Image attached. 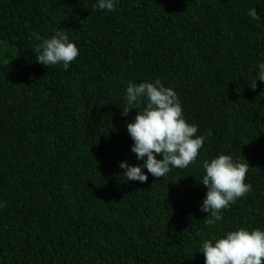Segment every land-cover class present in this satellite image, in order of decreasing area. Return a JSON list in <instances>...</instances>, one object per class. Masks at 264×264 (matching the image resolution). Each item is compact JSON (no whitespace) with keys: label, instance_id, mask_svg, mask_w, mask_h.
<instances>
[{"label":"trees","instance_id":"trees-1","mask_svg":"<svg viewBox=\"0 0 264 264\" xmlns=\"http://www.w3.org/2000/svg\"><path fill=\"white\" fill-rule=\"evenodd\" d=\"M61 28L79 55L40 65ZM261 63L264 0H0V264H205L203 241L264 231ZM157 79L206 140L188 167L128 181L119 164L146 157L126 88ZM220 154L246 160L252 187L209 226L203 163Z\"/></svg>","mask_w":264,"mask_h":264},{"label":"clouds","instance_id":"clouds-1","mask_svg":"<svg viewBox=\"0 0 264 264\" xmlns=\"http://www.w3.org/2000/svg\"><path fill=\"white\" fill-rule=\"evenodd\" d=\"M117 0H97L100 10L114 11ZM257 19L255 9L248 13ZM37 39H41L37 37ZM37 63L42 66L61 64L65 69L79 55L76 44L69 41L67 30L59 29L50 39H43L35 48ZM252 89L256 80L264 82V63L259 64ZM46 68V67H45ZM126 103L121 112L127 117L130 110L143 104L136 112L133 122L127 123V132L133 143L131 152L137 160L146 157L140 166H130L126 161L119 167L128 181L147 182L148 176L162 178L171 168L184 169L196 161L206 136H197L198 127L189 124L183 118V110L177 94L172 88L164 87L160 80L135 84L129 82L125 95ZM211 130L207 136H211ZM160 157V159H157ZM205 175L200 184L206 189L200 211L208 213L204 219L206 225L222 220V210L229 207L238 198L244 197L251 185L245 183L249 165L243 158L233 160L232 156L220 154L211 161H204ZM200 252L205 264H264V231H248L240 228L227 233L226 237L203 241Z\"/></svg>","mask_w":264,"mask_h":264}]
</instances>
